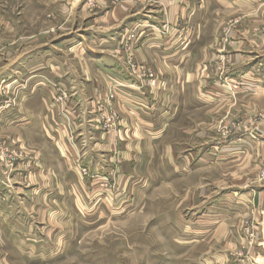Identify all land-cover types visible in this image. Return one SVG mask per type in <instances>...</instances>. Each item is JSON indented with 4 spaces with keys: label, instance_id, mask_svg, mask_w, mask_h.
<instances>
[{
    "label": "crops",
    "instance_id": "obj_1",
    "mask_svg": "<svg viewBox=\"0 0 264 264\" xmlns=\"http://www.w3.org/2000/svg\"><path fill=\"white\" fill-rule=\"evenodd\" d=\"M145 1L46 4L54 17L45 25L61 26L63 34L49 31L38 46L6 59L0 55V85L8 83L17 105L21 101L1 114L0 148L20 150L24 160L17 164L26 173L25 180L14 173L8 178L0 163L1 240L25 244L27 251L32 242L23 237L38 235L34 228L42 232L50 220H66L70 200L90 214L130 200L144 209L151 194L156 205L166 204L160 200L168 191L172 203L182 181L179 218L187 244L202 246L196 262L227 264L229 253L243 245V216L264 222V185L253 183L264 164V119L257 124L250 117L258 125L253 139L209 134L210 111L233 98L250 109L255 99L264 113V42L259 44L257 19L264 0ZM59 15H67L69 24L60 23ZM231 24L230 37L219 34ZM163 26L166 35L155 31ZM184 27L191 34L181 40L177 31ZM135 28L136 37L130 35ZM127 47L138 64L156 73L152 86L130 74ZM224 76L237 80L232 93ZM111 89L121 117L115 141L100 132L93 113ZM57 90L64 101L53 100ZM172 211L177 209L160 215L170 219ZM259 256L254 252L251 260L261 264Z\"/></svg>",
    "mask_w": 264,
    "mask_h": 264
},
{
    "label": "rangeland",
    "instance_id": "obj_2",
    "mask_svg": "<svg viewBox=\"0 0 264 264\" xmlns=\"http://www.w3.org/2000/svg\"><path fill=\"white\" fill-rule=\"evenodd\" d=\"M140 1L131 0V3ZM152 1L146 0L145 2L152 3ZM57 2H65V0H0V55L3 56L2 58L10 57L11 53H20L26 46L40 45L42 36L48 37L49 31L52 33L58 30L59 34H63L59 30L61 26L53 25L48 29V25H45L47 20L54 17L53 10L49 9L46 4ZM262 14L264 12L261 13V8L258 9L257 19L260 29H264ZM254 16L256 17L257 14L253 12ZM58 20L63 25L69 24L67 15H59ZM260 29L259 44H263L264 31L263 34H260ZM190 30L188 27L178 28L177 36L181 40L188 38L191 34ZM233 30L232 24L226 25L221 27L219 34L230 37ZM137 31L136 28L130 30V35L136 37ZM155 31L160 35L169 33L167 26ZM55 34L59 35L58 32ZM131 51L127 47V55H125L130 74L133 78L152 86L157 80L156 73L149 66L138 64L135 61V54ZM229 52H231V48L228 49L227 53ZM261 53H264V47H262ZM145 71L148 78L142 76ZM222 81H225V88L232 93L237 80H231L224 76ZM8 86L9 84L4 81L0 85V117L5 111L15 110L21 104L20 101L17 105V94L11 91ZM62 93L57 90L53 100L64 101L65 97L58 100ZM63 94L65 95V93ZM229 97L233 98L230 95ZM114 100L115 92L111 89L106 93L104 100L97 102L93 113L101 133H103L99 119L101 111L104 110L108 114L117 116V135L111 137L115 141L120 138L121 117L118 109L114 107ZM241 104L240 98L236 97L227 102L225 106H218L210 111L209 134L211 137L219 136L223 140L236 136H245L248 139L256 138L257 124L259 120L264 119V113L262 109L256 110L257 107H254L255 99H253V109ZM98 107L99 109H97ZM241 115L245 116L237 118ZM250 117L258 119L256 125L254 120L251 123L248 122L252 119ZM103 134L109 137L106 132ZM21 153L18 149L2 145L0 163L3 167V175L9 178L14 173L18 179H26V173L21 168L22 164H17V161L24 160L23 153V157L19 156ZM12 158L16 160L12 162ZM14 162V167H11ZM263 165L259 164L258 172L253 175V183L264 185V167L261 168ZM182 182L178 186L180 194L177 198L173 197L172 203H167L170 196L168 191L167 195H163V199L160 200L166 201V204L156 205L154 203L155 195L151 194L146 199L147 204L144 209H139L138 205L130 200L129 204L121 206L120 203L111 209L103 206L102 209L99 208L98 211L96 210L97 212L90 214L89 210H77L74 202L70 200L67 202L68 218L66 220L63 222L50 220L47 222V228L42 229V232L39 228H34L39 232L38 235L23 237V240L28 239L32 242L31 247L27 248L29 250L25 251V244L0 239V264H200L202 246L196 243L193 245L191 242L187 244L185 220L179 218L183 214L181 208L185 206V202H181L184 200L183 193L185 191V182ZM165 208L177 209V212L168 213L171 216L170 219L163 218L160 213ZM34 223L36 222L34 221ZM259 223L261 224L253 218L251 213L243 216L239 225V233L243 241V245L240 247L242 250H234L229 253L230 261L227 264H255V261L251 260V255L254 252L264 258V222L261 224L262 226ZM197 260L199 261L196 262ZM261 264H264V260Z\"/></svg>",
    "mask_w": 264,
    "mask_h": 264
},
{
    "label": "built area",
    "instance_id": "obj_3",
    "mask_svg": "<svg viewBox=\"0 0 264 264\" xmlns=\"http://www.w3.org/2000/svg\"><path fill=\"white\" fill-rule=\"evenodd\" d=\"M142 76L144 78H148V76L146 75V71L143 72ZM62 97L63 98L65 97V95L63 93H62L61 97L58 98V100H61ZM111 98H112V96H111ZM97 109H99V107ZM99 119H100L101 131L103 133L106 132V135H108L109 137L110 136L115 137V134L117 135V124H118L117 116L115 114H108L104 110H102L101 113L99 114ZM19 156H21V155H19ZM14 160H16V159L12 158V162ZM14 165H15V162L11 165V167H14ZM82 172L85 173L84 170H82ZM251 238H252V236H251Z\"/></svg>",
    "mask_w": 264,
    "mask_h": 264
}]
</instances>
